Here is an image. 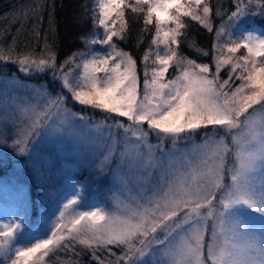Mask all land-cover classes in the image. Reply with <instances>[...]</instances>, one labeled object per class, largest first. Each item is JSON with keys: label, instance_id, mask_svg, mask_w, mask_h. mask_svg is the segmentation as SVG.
<instances>
[{"label": "snow or ice", "instance_id": "snow-or-ice-1", "mask_svg": "<svg viewBox=\"0 0 264 264\" xmlns=\"http://www.w3.org/2000/svg\"><path fill=\"white\" fill-rule=\"evenodd\" d=\"M251 3L264 14V0H250L248 6L238 3L229 16L230 27L237 31L223 25L216 30L214 72L212 65L179 53L184 17L213 30L207 0H94L98 31L86 46L98 43L109 50L73 53L59 65L54 42L47 37L38 55L14 56L15 37L7 49L0 46V62L14 63L24 73L49 74L74 103L104 116L89 124L90 117L67 107L63 92L52 94L44 84L29 89V100L5 97L26 121L12 142L18 154L30 155L45 134L62 132L79 121L98 133L106 131L111 141L98 171L116 159L118 168L126 161L129 168L139 165L142 185H151L153 172L159 173L155 185L142 188L123 208L108 212L94 206L66 220L67 210L80 203V192L75 191L58 210L47 238H36L30 246L16 243V230L23 227L19 219L0 222V264H43L54 249L79 255L77 245L88 250L94 264H105L97 250L116 257L106 264H264V225L254 227L245 216L252 212L264 219V31L239 30ZM126 9L143 13L144 31L155 25L143 57V90L136 60L113 43L114 37L124 39ZM225 36L227 42L220 43ZM241 48L246 54L236 57ZM77 56L82 58L79 64ZM67 64L80 69L79 74L64 71ZM173 66L174 76L167 79ZM225 66L228 78L221 81ZM4 83L22 87L24 82L11 77ZM114 130L122 132L125 141L118 159ZM197 134H202L199 143ZM7 144V135L0 133V147ZM120 180L126 185L128 177L121 175ZM113 247L120 249L119 256Z\"/></svg>", "mask_w": 264, "mask_h": 264}, {"label": "rangeland", "instance_id": "rangeland-1", "mask_svg": "<svg viewBox=\"0 0 264 264\" xmlns=\"http://www.w3.org/2000/svg\"><path fill=\"white\" fill-rule=\"evenodd\" d=\"M231 1H234L236 5L241 3L242 6L250 4V0ZM234 11H236V8ZM241 20L240 31L254 30L257 33L264 31V14H261L260 6L255 3H251L247 7L245 16ZM221 25L229 31H237L236 28L230 27L229 17ZM117 27H119V22H117ZM97 31L95 27L89 37L85 39L84 48L80 52L90 55L94 51L106 52L109 50L107 45L98 43L95 45L87 44L86 46V40L93 38V33ZM99 39H103L102 34L99 35ZM225 42H227L226 36L221 38L220 43ZM245 54L246 50L241 48L235 55L239 57ZM81 59L77 56L76 63L79 64ZM153 59L154 56L151 55L150 60L147 61L149 68L153 66ZM69 70H72L73 76L78 75L80 72V69L74 68V65L64 71ZM175 71L171 72L169 69L167 79H172ZM212 71H215L214 66ZM1 77L0 75V133L7 135L8 144L5 147H0V158L18 160L22 155L18 154L15 148L12 147V142L17 130L21 129L26 121L21 119L15 107L5 103L4 98H16L20 101L29 100L31 92L26 89L23 90V86L10 87L11 84H5L6 79ZM236 83L238 84L239 81L237 80ZM38 85L40 84L37 83L30 89ZM140 87L143 90V84ZM64 93L65 96L69 95L65 90ZM254 107L258 108L259 106ZM81 108L89 109L84 106H81ZM251 111L252 109H249V112ZM84 114L86 115V112ZM121 119L125 124L128 123L126 118ZM7 130H10V132H7ZM115 136L118 140L117 153L119 157V152L123 146L120 142L122 136L117 134ZM123 142L125 143L124 140ZM110 143L107 134L103 136L96 131L92 132L87 125L79 121L62 132L45 134L43 139L35 144V150L28 155L27 159L38 189L37 205L34 203L25 176L18 166L0 178V222H9L15 219L22 222L23 227L16 230L18 233L16 243L18 245L30 246V243L36 238H47L49 229L55 223V217L59 215L58 210H63V204L67 203V200L75 194V191L80 192V203L67 210L66 220L70 219L75 212L90 210L94 206L102 207L108 212H115L118 207L123 208L130 203L131 198L139 195L142 188L155 185L152 180L151 185H142L138 181V177L143 175L139 171V165L129 168L126 161L123 168H118L117 162L113 161L104 166V168L110 167V181L108 185L100 189L91 173L84 172V170L88 167L90 172H98V166L102 162L103 155ZM121 175L128 177L126 185L121 183ZM35 208L38 209V211L36 210L38 216L33 213ZM245 216L247 221L254 227L264 225V219L256 213H245ZM209 237L210 227L206 233L205 251ZM72 255L70 251L54 249L43 264H70L71 261H75Z\"/></svg>", "mask_w": 264, "mask_h": 264}, {"label": "trees", "instance_id": "trees-1", "mask_svg": "<svg viewBox=\"0 0 264 264\" xmlns=\"http://www.w3.org/2000/svg\"><path fill=\"white\" fill-rule=\"evenodd\" d=\"M208 4L212 9L210 19L212 21L213 30L209 32L198 22L184 17L183 21L186 27L183 31L185 35L181 37L179 53L195 60L197 63H207L213 67V56L215 54L214 45L216 41L215 32L224 20L235 10L236 4L231 0H208ZM93 8L94 0H0V46L7 49L12 45L13 38L15 37L14 56L29 52L38 55L43 49L45 37H47L50 43L54 42L53 50L56 52V63L59 65L73 53H79L84 48L85 39L89 37L95 29ZM217 13L219 14L217 15ZM125 19L127 20V30L124 33V39L121 40L119 37H114L113 43L119 49L130 53L136 60L140 85H142L145 69L143 57L148 51L151 40L153 39L155 25H149L147 31H144L143 13H132L130 9L125 10ZM194 48L203 49L208 52V55H200ZM154 54L155 47H153L152 56H154ZM72 65L73 64H67L65 69L72 67ZM170 71H175V66L171 67ZM228 72L229 66H225L220 72L221 81L228 78ZM0 75L2 76L1 78L7 79L14 77L17 82H24L23 90H29L30 87L38 83L44 84L53 94L59 92H63V95L65 94L64 90L60 88L59 82L53 81L49 74L24 73L19 71L18 65L11 62H0ZM10 87L14 88L13 85ZM66 96L68 97V107L76 113L84 114V112H86V115L90 117L89 124L104 119L103 114L99 110L94 111L91 108H81L80 105L71 100L70 95ZM110 122L111 121H109V123ZM144 127L147 129V125ZM90 130L92 132L95 131L92 129ZM7 132H10V130H7ZM101 134L105 136L106 131ZM113 134L123 136L122 132L116 130H114ZM222 135H224L223 132L218 133V136ZM201 136L202 134H197L195 136L197 143L201 141ZM120 142L124 144L123 139H121ZM150 142L155 144V137H151ZM130 143H134V141ZM165 147L170 148L171 145L166 142ZM181 147H183V144H181ZM156 155L159 156L160 153L157 152ZM116 157H118V153ZM27 159L28 155H22L18 160L0 158V178L8 171L18 166L21 173L25 176L34 203H36L38 189L35 185L32 169ZM113 161H116V159H113ZM230 162L231 158L228 160L229 164ZM84 172L91 173L92 178L100 189L109 184L110 167L104 168L102 172H90V169L87 167ZM158 176V172H153L151 177L153 183L157 182ZM36 210L38 211V209L35 208L33 213L35 216H38ZM75 251L79 253V255H72L73 260L77 261L79 264H94L88 250H82V246L78 245ZM112 251L116 253V256L121 254L120 249L117 247H113ZM96 255L101 260H105V264L106 259L116 258L108 257L102 250H97Z\"/></svg>", "mask_w": 264, "mask_h": 264}, {"label": "crops", "instance_id": "crops-1", "mask_svg": "<svg viewBox=\"0 0 264 264\" xmlns=\"http://www.w3.org/2000/svg\"><path fill=\"white\" fill-rule=\"evenodd\" d=\"M205 238H206V234H205Z\"/></svg>", "mask_w": 264, "mask_h": 264}]
</instances>
